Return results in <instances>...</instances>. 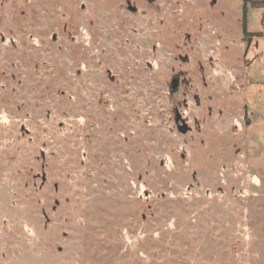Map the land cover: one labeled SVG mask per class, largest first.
Wrapping results in <instances>:
<instances>
[{
	"label": "rangeland",
	"instance_id": "374dc122",
	"mask_svg": "<svg viewBox=\"0 0 264 264\" xmlns=\"http://www.w3.org/2000/svg\"><path fill=\"white\" fill-rule=\"evenodd\" d=\"M244 1L0 0V264H264Z\"/></svg>",
	"mask_w": 264,
	"mask_h": 264
},
{
	"label": "trees",
	"instance_id": "16d2710c",
	"mask_svg": "<svg viewBox=\"0 0 264 264\" xmlns=\"http://www.w3.org/2000/svg\"><path fill=\"white\" fill-rule=\"evenodd\" d=\"M259 1H252V3H250L251 7H257ZM246 0L244 1L243 5H242V15H243V32L246 33V22H245V18H246V12H247V6H246ZM247 34V33H246ZM253 35H258V33H254Z\"/></svg>",
	"mask_w": 264,
	"mask_h": 264
}]
</instances>
